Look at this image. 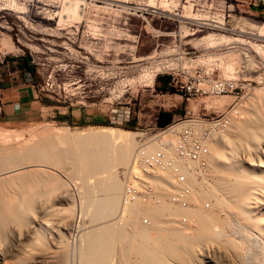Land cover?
Segmentation results:
<instances>
[{"label":"rangeland","instance_id":"obj_1","mask_svg":"<svg viewBox=\"0 0 264 264\" xmlns=\"http://www.w3.org/2000/svg\"><path fill=\"white\" fill-rule=\"evenodd\" d=\"M161 1L77 0L76 3L78 5L82 3L81 5H84L86 8V14L83 19L76 18L78 20H75L73 18L72 20L65 17L66 19L63 18L64 21H60L58 15L56 17L53 16V20H49L48 18L53 13L60 12L66 14V11H64L66 10L65 0H0V51H7L10 53V57L30 59L32 65L38 71L37 80L41 86L44 98L62 101L73 107H85L94 113L108 116V124L94 125L92 123L91 125L79 127L50 121L21 128H7L0 125V174L28 167V172L24 171V173L17 175V177L11 178L12 182L10 179H5L6 181L0 179L1 209L3 207V210L9 211L12 207L11 211H9L10 213L7 212L12 216V211H15V207H19V209L21 207L26 211L25 205L33 202L32 208L34 207V210L31 211L32 213L30 212V216L39 217L42 223L49 226V230H40L37 227L40 233L38 236H32L33 240L36 238L34 241L31 238L24 240L25 238L22 237V234H24L29 226L27 227V224L24 226V224L14 217L3 213L6 217H11L10 220H7L6 224L0 221V236L2 237H0L2 241H0V244L3 249L5 248L4 250H7L9 246L14 247L16 243V247L21 246L24 250H27L25 253L27 254L26 257H28V252L32 251V248H35L36 244L37 248L39 247L41 251L43 250L42 252L45 251V260L43 257V260L34 264H82V258H84L86 246L90 238L101 235L107 228H111L113 231L119 228L120 230L122 229L123 233L125 232L123 234L125 236L114 245L112 244L113 246L111 245L113 251L116 250V253L118 251H126V253L131 254H129L130 257L133 258L134 256L132 261H136L138 256L135 255L133 250H136L137 244L133 242L132 236L136 232H139L140 229H148V231H162L164 229L162 234L166 233L170 227L169 221L166 220L170 219V215L174 221L180 224H175L176 228L181 230L186 227L185 229L189 230L188 232H192L194 227H197L196 213L199 210L200 212H207V210L216 211L215 215H218L217 218H219L216 222H220V225L218 224L217 226L214 223L213 230L216 231L215 233L221 232L222 222L227 221L225 222L226 224L235 223L240 217L237 210L233 208L234 197L232 192L229 193L223 189V186L228 184L227 181L229 182L227 161H216L215 150L213 152L212 148V140L210 143L211 156L208 159L206 174L197 175L195 172L196 165L191 163L187 165L188 171L193 174L195 173L197 184H200V187L199 184L197 187L200 188L201 195L197 200L198 203L193 207L195 211L190 205L194 201L192 199L193 195L188 200L190 204L186 207L177 205L172 201L173 198L171 197L180 191V186L176 185L175 191H171L172 193L170 194H167L165 190H161L162 188L160 187L157 200L160 203L162 200L161 204L163 206L157 200L155 204L152 201H147L150 205L148 209L150 212H154L150 214L148 213L149 210H147L139 214L135 219L136 222L131 223V225L136 226L134 227L135 231L133 230V226L129 227V224L126 222L130 207H127L123 212L121 204L124 190L123 171L129 166L133 156L141 148L145 150L150 144V147L153 144L157 148L162 146V149L169 150L164 145L158 143L172 129H156L150 121L153 118V113H156L158 109L161 107L167 108L169 105L176 103V96L173 95L171 98V94L180 93L156 89L154 87L156 74L159 73L161 77H170L172 79V73L184 70L192 75L201 76V80L195 79L194 81L197 83L202 81L207 88L220 82H227L234 87L231 93L219 95L204 94L197 99H192V110L190 113H185L183 117H178L172 124L173 127L180 124L179 120L219 119L223 115H228L230 123L228 129L225 131L228 134V130L233 132L237 128L239 121L254 118L256 122H263L262 119H264V112L262 113L264 111V59L249 47L258 46L262 50L264 49V37H261L258 33V28L264 25V12L243 7H232V3H230L229 8L227 5L221 4L220 1L191 0L183 13L185 18L179 24L180 28L179 25L166 21L167 23L164 26L166 32L172 33H170V39H165V46H170V48H164L161 27L155 25V29L159 30L156 31L146 24L148 23L147 21H150L151 16L145 15L144 17L135 11H130V8L134 7L138 2H151L157 5L159 3L161 5ZM196 19H205L206 22L202 20L196 21ZM212 21L219 22L218 24L222 23L220 26L223 29H215L216 27L212 26L211 28L207 25V22L208 24L214 23ZM194 22L195 24H192ZM196 24L197 27L195 26ZM160 25L162 26V24ZM192 26L196 28L194 34L189 29ZM222 37H226V39L222 41ZM211 39L214 40L215 47L213 48H211V44H213L211 43ZM220 42H223L222 44L224 45L216 46V43ZM164 49L166 54L163 52ZM165 55L167 57H164ZM1 66L2 63H0ZM18 67L21 70V66ZM150 76L153 78H150ZM126 116H129L128 121H126ZM137 122H139L138 125H136ZM236 123L237 125H235ZM233 125L235 126L233 127ZM103 127L132 132L134 139H132L130 144L124 145L123 143L117 144L116 141L108 139H103L102 141L95 138V135H93L94 130L96 131ZM44 130L50 133H43ZM177 130L176 134L178 135L176 136L178 137L179 133ZM230 131L229 136L233 135ZM3 134H6V136ZM233 138L236 139V137ZM81 140L92 142H89L88 146L92 149H90L91 153L96 154L98 149L105 150L108 160L107 163L104 162L106 163L104 167L103 163L99 162L101 164L100 168H97L98 170L93 171V169H89V166L86 165L89 162L85 160L84 147L82 145V148V143L79 142ZM43 142L45 145L53 144L52 146L55 147L56 152L59 154L63 153L62 155H65V153H68L70 159L66 161L45 159L41 149L44 148L41 147L44 144ZM39 143L42 144L40 145ZM237 147L239 151L236 149L234 156L236 155L238 161H243L242 163L246 166L245 161L253 158L252 152L248 153L247 149L244 150L245 146L240 147L237 145ZM153 152L155 150L150 153ZM262 159L264 160L263 155ZM222 169H224L223 172ZM19 180L21 181L19 182ZM115 182H119L122 187L120 188V199L115 211L109 214V211H104L105 208L103 209L102 207L101 209L100 205L103 206L104 202L113 196V185H115L113 183ZM153 182L155 183V181H152V184ZM20 183H23V185ZM220 184H222L221 187H219ZM190 187L192 194L195 195L194 186L191 185ZM26 189L29 190L27 191ZM211 191L212 193H210ZM61 193H64V196L65 194L68 195V198L60 200L59 195L63 196ZM16 195L18 197L20 195V199ZM28 195L31 196L29 197ZM99 201L102 203H99ZM19 202L22 204L20 205ZM151 203H153L152 207ZM229 203L230 205H228ZM161 208H164V211L162 213L160 211V215L158 216L155 211ZM97 210L102 211L103 215L99 219H94L96 218L95 214L98 213ZM66 213L74 219V223L70 224V226L61 223L59 220ZM155 215L156 217H154ZM12 218L15 220H12ZM163 218H166V220ZM143 219H148L150 226L149 224L145 225ZM157 223L161 225H156ZM140 224L144 226H140ZM16 225L19 226L16 227ZM189 226L191 229L193 228L192 231H190ZM18 232L23 239L21 238L20 240ZM236 232L237 230H235ZM220 239L215 240V242L200 243L194 241V253L196 251V254L200 253L198 251H201L200 248L203 243L208 246V251L213 250L211 248L213 246L217 247L218 244L220 245L218 247L222 251L224 248V251L229 250L230 241L226 240V238ZM20 241H24L22 243L26 247ZM17 242L19 243L18 245ZM203 248L206 249V247ZM213 253H209L210 257H208L209 254L201 253L197 261L187 262L183 261L184 258H179V261L177 258L178 262L176 258H168L166 263L214 264V262H217L227 264L222 256ZM26 257L24 256L21 260L12 258L9 260V263L23 264L24 261V264H29V257L27 259ZM173 260L176 261L174 262ZM116 263L123 264L124 261L121 259L120 263L119 261Z\"/></svg>","mask_w":264,"mask_h":264},{"label":"bare ground","instance_id":"obj_2","mask_svg":"<svg viewBox=\"0 0 264 264\" xmlns=\"http://www.w3.org/2000/svg\"><path fill=\"white\" fill-rule=\"evenodd\" d=\"M77 0H65V6H66V14L64 13H56V14H51V17H49L48 19L49 20H53L54 17L53 16H57L60 18V21H64L63 18H67V19H72L75 18V20H78L76 18H80V19H83L84 15L86 14V8L84 7V5H78L76 3ZM106 1V0H104ZM155 1V0H154ZM158 3V2H157ZM144 6L147 7V10L153 14V12L155 13H160L161 11H164L165 10V7H166V2L165 0H162L161 1V5H158L157 4H152L151 2H148V3H145L143 4ZM9 6V5H8ZM70 6V8H69ZM56 12V11H55ZM52 13V12H51ZM57 17V18H58ZM65 18V19H66ZM197 20H202V19H196ZM202 21H205L206 20H202ZM214 23L212 24H208L207 22V25L211 26H214L216 27L215 29L217 28H221L220 25L216 24V23H219V22H216V21H212ZM192 24H195L192 23ZM222 24V23H221ZM204 25H206V23H204ZM197 27V24L195 25ZM189 29L192 31V33L194 34L196 32V28L194 26L192 27H189ZM227 29V27H226ZM258 33L260 34L261 37H264V25L261 26L260 28H258ZM222 41L223 39H226V37H222L221 38ZM212 40V39H211ZM228 40V39H227ZM218 41V40H217ZM225 42V41H224ZM210 43V42H209ZM213 43V44H211ZM211 48L215 47L214 46V40H212L211 42ZM223 42H220V43H216V46H222L224 44H222ZM209 44V45H210ZM251 47V49H253L255 51V53L257 52V54L262 57L264 59V49L262 50V48L258 47V46H249ZM264 48V47H263ZM249 62V61H248ZM167 68V66H166ZM150 78H153L150 76ZM258 96V95H257ZM260 96V95H259ZM256 98V97H255ZM259 98V97H258ZM264 99V98H263ZM256 101V100H255ZM263 102V101H262ZM260 103V102H259ZM264 105V103H263ZM262 105V106H263ZM256 107V106H255ZM261 107V106H260ZM260 107H259V110H260ZM258 108V107H257ZM263 108V107H261ZM253 110V109H252ZM264 110V109H263ZM252 112V111H251ZM250 112V113H251ZM259 112V111H258ZM261 112V111H260ZM264 111H262L263 113ZM245 115V114H244ZM253 115V114H252ZM260 115V114H259ZM262 115V114H261ZM254 116V115H253ZM252 116V117H253ZM258 116V115H257ZM264 117V116H263ZM257 119V118H255ZM263 122L259 121V122H256L254 120V118H251V120H242L241 122L239 121L238 125L237 123L235 125H237V128H233L235 129L233 132H231L230 130H228V134L225 133L224 135H221V136H218L216 137L213 142H212V148H213V152L215 150V154H216V161H227V164H228V167H227V170H228V177H229V182L227 181L228 184H226L225 186H223V189L228 191L229 193L232 192V195L234 197V206L233 208H235L239 214V218L237 219V221H235V223H229V224H226L225 222H222L221 223V227H222V230L221 232L219 233H215L216 231L213 230V225L214 223L218 224L220 222H216L219 218L218 215H215V212L214 211H209L207 210V212L205 211H201L200 212V208L198 209L199 212L196 213L197 215V227H194V230L192 231L191 227H190V231L192 232H188L185 228L179 230L178 228H176V225H180L178 222L174 221L173 217L171 218V215L170 219H167L166 218L164 220L166 221H169L168 224H170L168 230L166 233H163L162 234V231L164 229H162V231L160 230H155V231H148L147 230H144V229H138L139 232H136L132 237H133V242L135 244H137L136 246V250H133V252L135 253L136 256H138V259L136 261H132L133 258L129 256L128 253L123 252V251H118L116 253V250L113 251L111 245L115 244L117 241H120V239H123L125 235V232L123 233L119 228L118 230L115 229L113 231V229H106L104 230V232L99 235V236H95L94 238H90L88 240V244L86 246V250H85V254H84V258H82V264H117L116 262L119 261L120 263V260L122 259L124 261L123 264H167L166 260L168 258H184L183 261H187V262H191V261H197L198 258H199V254L201 253H205V254H209L211 252H214L216 253L218 256H222L224 258V260L227 262V264H264V160L262 159V155L264 156V119H262ZM236 122V121H235ZM233 125V127L235 126ZM181 126V124H177L175 126L174 129H172L170 132L167 133V135L163 136V139H160L159 143H158V140H157V143L158 144H162L164 145L165 147H167V150H164L162 149L160 146L159 148H157V146H154L152 144V147L151 144L148 148H145L144 149H140L138 150V152L140 153H144V154H148L152 151H156V149L158 150H163L165 151L167 154H172L173 152V148H172V144L177 140V136L178 134H176V130L177 128ZM232 127V126H231ZM228 129V127H227ZM232 129V128H231ZM34 131V130H33ZM40 131V130H39ZM229 131L231 133H233V135L231 134L229 136ZM44 132H48V131H43ZM50 133V132H48ZM238 134V136H236ZM6 136V134H3ZM49 135V134H47ZM93 135H95L94 137L97 138V139H100L103 141V139L105 140H112V141H116V143L120 144V143H123L124 145H128L131 143L132 139H134L133 137V133L132 132H129V131H123V130H117V129H114V128H107V127H103V128H99L98 130H94L93 132ZM8 136V135H7ZM42 136V135H41ZM50 136V135H49ZM233 137H236L233 138ZM238 137V138H237ZM51 138V137H50ZM91 141V139H90ZM90 141H85V140H81L79 142H81V147L83 145L84 147V155H85V160L86 162H89V164H86L89 166V169H93L96 170L97 168L99 169L100 168V164L99 162H102L103 163V167H104V164L107 163V157H106V154H105V150H99L96 151L97 153L94 154V153H91L90 151V147L89 146V142ZM101 142V141H100ZM44 143V142H43ZM52 143V141H51ZM92 143V142H90ZM155 143V144H157ZM40 144V143H39ZM42 144V143H41ZM40 144V145H41ZM47 144V143H46ZM42 144L41 147H44V148H41L42 151H43V154H44V158L45 159H50L52 161L53 160H57V161H66L67 159L69 160L70 159V155L68 153H65V155H62V154H59L56 152L55 150V147L52 146L53 144H49V145H45ZM51 145V146H50ZM99 145V144H98ZM237 145H239L240 147L242 146H245L246 148L244 150L247 149V152L248 153H251L253 155V158H250L248 160L245 161L246 163V166H244V164L240 161H238L236 155L234 156V151L237 149L238 150V147ZM146 146V147H147ZM82 147V148H83ZM116 147V146H115ZM126 147V146H125ZM164 147V148H165ZM239 147V149H240ZM40 149V150H41ZM125 149V148H124ZM127 149V148H126ZM92 150V149H91ZM97 150V149H96ZM58 151V150H57ZM239 151V150H238ZM237 151V152H238ZM62 152V151H61ZM124 152V151H123ZM137 152V153H138ZM213 153V154H214ZM30 154V153H29ZM40 155V153H38ZM124 154V153H123ZM212 154V156H213ZM214 154V155H215ZM245 154V153H244ZM27 156V155H26ZM31 156V155H30ZM29 156V157H30ZM33 156V155H32ZM42 156V154H41ZM211 156V155H210ZM247 156V155H245ZM249 156V154H248ZM242 157V156H241ZM251 157V155H250ZM40 158V157H39ZM121 158V157H120ZM240 158V157H239ZM247 158V157H246ZM209 159V158H208ZM211 159V158H210ZM243 159V158H242ZM88 160V161H87ZM95 160H97V162H95ZM28 161V160H27ZM106 162V163H104ZM216 162V163H217ZM85 164V163H84ZM181 164V163H180ZM125 165V164H124ZM185 165V166H184ZM189 163H182L180 165L181 167V174H180V179L182 181H185L187 182L188 184H190L189 186H194V189L196 191L195 195L194 194H191V197L193 195V200L190 203L192 208L194 207V205H196V203H198V199L200 198V188L197 187V180H196V177H195V173L193 174L192 172H189L188 171V166ZM212 165V164H211ZM216 166V165H214ZM1 167V166H0ZM220 167V166H219ZM218 167V168H219ZM31 168V167H30ZM215 168V167H214ZM28 167H22V168H18L16 170H12V171H8V172H4V173H1L0 174V179L1 180H8L11 178H14L15 176L17 177V175L21 174V173H24V171H27ZM97 169V170H98ZM213 169V168H212ZM224 169H222V172H223ZM226 170V168H225ZM31 171V170H30ZM36 171V170H35ZM34 171V172H35ZM111 171V170H110ZM194 171V170H193ZM215 171V169H214ZM218 171V169H217ZM28 172V171H27ZM222 172H220L222 174ZM41 173V172H40ZM211 173V172H210ZM216 173V172H215ZM214 173V174H215ZM219 173V171H218ZM209 174V173H208ZM213 174V175H214ZM198 175V174H197ZM216 175V174H215ZM46 176V175H45ZM209 176V175H207ZM101 177V176H100ZM204 177V176H203ZM227 178V176H225ZM36 178V177H35ZM42 178V177H41ZM221 178V177H219ZM225 178V179H226ZM231 178V179H230ZM20 179V178H18ZM203 179V178H202ZM201 179V180H202ZM217 179V177H216ZM224 179V178H223ZM228 179V178H227ZM5 180V181H6ZM33 180V179H32ZM39 180V179H38ZM47 180V179H46ZM97 180V179H96ZM200 180V181H201ZM211 180V179H210ZM215 180V179H214ZM21 180H19L20 182ZM152 181H155V183L153 182L152 184ZM190 181V183H189ZM199 181V180H198ZM203 181V180H202ZM213 181V180H211ZM10 182V181H9ZM12 182V180H11ZM18 182V183H19ZM39 182V181H37ZM36 182V183H37ZM42 182V181H41ZM209 182V181H207ZM222 182V181H221ZM1 183V182H0ZM5 183V182H4ZM45 183V182H44ZM203 183V182H202ZM3 184V183H2ZM1 184V185H2ZM21 184V183H20ZM18 184V185H20ZM39 184V183H38ZM115 185H113L112 187L114 188V193H113V196L108 198L106 200V202H104L103 206L100 205L101 209L103 207L104 211L105 210H108L109 211V214H112L117 205H118V202H119V199H120V188H122L119 184V182H115L113 183ZM159 188L161 187L162 189L161 190H165L167 192V194L169 193H172L171 191H175V187L176 184L174 185L173 184V179L171 177V175H167L166 177L162 178V179H158L156 180V177H148L147 178V185H155ZM205 185V183H203ZM207 184V183H206ZM209 184V183H208ZM211 184V183H210ZM11 185V184H10ZM17 185V187H18ZM23 185V183L21 184ZM27 185V184H25ZM37 185V184H36ZM43 185V184H41ZM47 185V184H45ZM49 185V183H48ZM65 185V184H64ZM217 185V183H216ZM222 184H220L219 187H221ZM207 186V185H206ZM12 187V186H11ZM24 187V186H23ZM42 187V186H41ZM50 187V186H49ZM52 187V186H51ZM55 187V186H54ZM53 187V188H54ZM62 187V186H61ZM199 187H200V184H199ZM202 187V186H201ZM205 187V186H204ZM203 187V188H204ZM2 188V187H1ZM5 188V187H4ZM9 188V187H8ZM21 188V187H20ZM26 188V187H25ZM39 188V187H38ZM52 188V189H53ZM60 188V187H59ZM11 189V188H10ZM15 189V188H14ZM24 189V188H22ZM21 189V191H22ZM30 189V188H29ZM29 189H26L27 191ZM48 189V188H47ZM46 189V190H47ZM51 189V190H52ZM172 189V190H171ZM210 189V188H209ZM6 190V189H5ZM20 190V189H19ZM33 191V189H31ZM50 190V191H51ZM55 190V188H54ZM58 190V189H57ZM60 190V189H59ZM113 190V189H112ZM111 190V192H112ZM200 190V191H199ZM45 191V190H44ZM49 191V193H50ZM69 191V190H68ZM122 191V190H121ZM204 191V190H203ZM215 191V190H214ZM12 192V191H11ZM56 192V190H55ZM52 193V192H51ZM54 193V192H53ZM67 193V192H66ZM212 193V191L210 192ZM21 194V192H20ZM23 194V193H22ZM26 194V193H25ZM30 194V192H29ZM35 194V192H34ZM63 194V196L61 197V195H59V198L60 200H65L66 198H68V195L65 194L64 196V193H61ZM112 194V193H111ZM164 194V192H163ZM228 194V193H227ZM3 195V194H2ZM27 195V194H26ZM165 195V194H164ZM172 195V194H171ZM230 195V194H229ZM11 196V195H10ZM17 196V195H16ZM29 196V195H28ZM31 196V195H30ZM29 196V197H30ZM34 196V195H33ZM54 196V195H53ZM110 196V194H109ZM175 196V195H174ZM174 196H172L171 198H173ZM1 197V196H0ZM20 197V195H19ZM17 196V198H19ZM56 197V196H55ZM108 197V196H106ZM4 198V197H3ZM22 198V197H21ZM34 198V197H33ZM35 201V199H33ZM51 198V197H50ZM170 198V199H171ZM2 200V198H0ZM20 199V198H19ZM37 199V198H36ZM48 199V198H47ZM106 199V198H105ZM219 199V198H218ZM8 200V199H7ZM18 200V199H17ZM22 200V199H21ZM24 200V199H23ZM28 200V198H27ZM169 200V199H168ZM190 200V199H189ZM232 200V199H231ZM14 201V200H13ZM58 201V200H57ZM149 201V200H147ZM146 200L144 199H140L138 200L137 202H135L134 204H132L130 206V208L128 209V218H127V223L129 224V227L130 226H133L131 225V223H133L135 221V219L137 218V216L139 214H141L142 212L144 211H147L149 210L148 207L150 206L148 204ZM158 201V200H157ZM167 201V200H166ZM8 202V201H7ZM15 202V201H14ZM24 202V201H23ZM27 202V201H26ZM69 202V201H68ZM101 201H99L100 203ZM165 202V201H164ZM163 202V203H164ZM169 203V201H167ZM190 202V201H188ZM203 202V201H202ZM231 202V201H230ZM5 203V202H4ZM10 203V202H8ZM33 202H29V204H26V211H24L21 207L19 209V207H15V211H12L13 215L11 216V214H9L12 209H9V211L7 210H3V207L1 209V204H0V221L3 222V224L6 222H8L7 220H10L11 217H14L15 219H17L18 221H20L22 224H27V230L24 232V234H22V237H24L25 239L24 240H28V238L31 240L32 239V236L36 235L38 236L40 231L38 232V229L40 228L41 229H45V230H49V226L48 224H45V223H42V221H40L39 217H36L34 215H31L30 216V212L32 210H34L32 208V204ZM52 203V202H51ZM102 203V202H101ZM155 204V202H153ZM151 203V207L153 206ZM157 203V202H156ZM158 203H160L158 201ZM161 203H162V200H161ZM161 206H163V204H161ZM200 203V202H199ZM20 204V202H19ZM22 204V203H21ZM20 204V205H21ZM170 204V203H169ZM172 204V203H171ZM9 205V204H8ZM178 205V204H177ZM200 205V204H199ZM230 205V203L228 204ZM167 206V205H166ZM171 206V205H170ZM170 206H168L169 208H171ZM175 206V205H174ZM173 206V207H174ZM188 206V205H187ZM189 206V207H191ZM221 206V205H220ZM6 207V206H5ZM8 207V206H7ZM150 207V208H151ZM159 207V206H158ZM186 207V206H185ZM208 207V206H207ZM211 207V205H210ZM17 208V209H16ZM57 208V206H56ZM64 208V207H63ZM66 208V207H65ZM154 208V207H153ZM182 208V207H180ZM179 208V209H180ZM196 208V206H195ZM205 208V207H204ZM209 208V207H208ZM5 209V208H4ZM14 209V207H13ZM101 209H98V210H101ZM152 209V208H151ZM176 209V208H175ZM194 209V208H193ZM196 209V211H197ZM206 209V208H205ZM211 209V208H209ZM3 210V211H2ZM47 210V209H46ZM49 210V209H48ZM97 210V211H98ZM122 210V209H121ZM120 210V211H121ZM153 210V209H152ZM158 210V209H156ZM182 210V209H180ZM189 210V208H188ZM202 210V209H201ZM227 210V209H226ZM5 211V212H4ZM58 211V209H57ZM103 211V213H104ZM160 211L161 213L164 211V208H161L159 209L158 211H155L156 214L159 216L160 214ZM195 211V209H194ZM9 212V213H7ZM35 212V211H34ZM59 212V211H58ZM68 212V210H67ZM76 212V211H75ZM122 212V211H121ZM151 212H154V211H151ZM150 210L148 211V213H150ZM3 213H7L9 214L8 216H11V217H6ZM32 213V212H31ZM63 213V212H62ZM65 213V212H64ZM96 213V212H95ZM173 213V212H172ZM175 213V211H174ZM193 214V212H191ZM190 213V214H191ZM74 214V213H73ZM182 214V213H180ZM189 214V215H190ZM237 214V215H238ZM52 215V214H51ZM96 218L94 219H99V217H101L103 214H102V211H98V213L95 214ZM105 215V214H104ZM121 215V214H120ZM174 215V214H173ZM172 215V216H173ZM179 215V214H178ZM40 216V215H39ZM57 216V215H56ZM60 216V214H59ZM57 216V217H59ZM167 216V215H166ZM141 217V215H140ZM156 217V215L154 216ZM164 217V216H163ZM168 217V216H167ZM181 217V216H180ZM238 217V216H237ZM9 218V219H8ZM12 218V220L14 219ZM56 218V217H54ZM119 218V217H117ZM14 219V220H15ZM59 219V218H57ZM123 219V218H122ZM160 219V218H159ZM45 220V219H44ZM61 221V223L63 224H67V226H70V224H73L74 223V219L72 217H69V214H64L62 216L61 219H59ZM138 220V219H137ZM142 220V219H141ZM57 221V220H56ZM97 221V220H96ZM99 221V220H98ZM115 221V220H114ZM178 221V219H177ZM185 221V220H184ZM46 222V221H44ZM55 222V221H54ZM80 222V221H79ZM136 222V221H135ZM150 222V221H149ZM186 222V221H185ZM19 223V222H18ZM109 223V222H108ZM122 223H125V222H122ZM125 223V224H127ZM154 223V222H153ZM183 223V222H182ZM43 224V225H42ZM51 224V223H50ZM98 224V223H97ZM152 224V222H151ZM160 223H157L156 225H159ZM187 224V223H186ZM185 224V225H186ZM196 224V223H195ZM53 225V224H52ZM139 225V224H138ZM144 226L143 224H140V226ZM161 225V224H160ZM188 225V224H187ZM186 225V226H187ZM220 225V224H219ZM19 226V225H18ZM16 225V227H18ZM64 226V225H63ZM74 226V225H73ZM120 226V225H119ZM122 226V225H121ZM150 226V224H149ZM164 226V225H163ZM184 226V225H183ZM216 226V227H217ZM15 227V228H16ZM38 227V229H37ZM72 227V226H71ZM97 227V226H96ZM127 227V226H125ZM134 227L136 226H133V230H134ZM139 227V226H138ZM154 227V225H153ZM165 227V226H164ZM179 227V226H178ZM2 228V227H1ZM7 228V227H6ZM23 228V227H22ZM51 228V227H50ZM64 228V227H63ZM79 228V227H78ZM146 228V227H145ZM148 228V227H147ZM162 228V227H161ZM160 228V229H161ZM167 228V227H166ZM165 228V229H166ZM5 229V228H4ZM20 229V228H19ZM18 229V230H19ZM52 229V228H51ZM57 229V228H56ZM153 229V228H152ZM157 229V228H156ZM185 229V230H184ZM215 229V228H214ZM1 230V229H0ZM125 230V229H124ZM123 230V231H124ZM131 230V229H130ZM183 230V231H182ZM235 230H237V232L235 233ZM20 231V230H19ZM127 231V230H126ZM135 231V230H134ZM5 232V231H4ZM11 233V232H9ZM130 233V232H129ZM16 234V233H15ZM93 234V233H92ZM13 235V234H12ZM3 236V235H2ZM33 236V237H34ZM1 237V236H0ZM4 237V236H3ZM18 237H20L19 235V232H18ZM60 237V236H59ZM2 238V237H1ZM5 238V237H4ZM16 238V236H15ZM18 238V239H19ZM220 238H226V240L228 239L230 241V249L229 250H225V248L223 249V251L221 250V248L215 246H213V250L211 251H208L207 249V245H205V243L201 244L202 247L200 248L201 251H198L200 253L196 254V252L194 253V241L195 242H208V241H214L215 240H219ZM23 239V238H22ZM36 238H34L35 240ZM129 239V238H128ZM131 239V238H130ZM3 240V239H2ZM17 241V239H15ZM14 240V241H15ZM33 240V241H34ZM38 240V239H37ZM221 240V239H220ZM224 240V239H223ZM1 241V240H0ZM66 241V240H65ZM86 241V240H85ZM228 241V242H229ZM2 242V241H1ZM19 242V241H18ZM17 242V245L19 244ZM21 242V241H20ZM24 243V241H22ZM21 242V243H22ZM29 242V241H28ZM31 242V241H30ZM227 242V241H226ZM22 243V244H23ZM11 244V243H10ZM14 244V243H13ZM16 244V243H15ZM14 244V247H10L7 249V250H4L2 247H1V244H0V264H10L9 263V260L10 259H23V257L27 256V254L25 253L27 250H24L21 246L19 247H16ZM26 244V243H25ZM56 244V243H55ZM196 244V243H195ZM226 244V243H225ZM24 245V244H23ZM22 245V246H23ZM27 245V244H26ZM59 245V244H58ZM112 245V246H113ZM118 245V244H117ZM32 246V244H31ZM34 246V245H33ZM37 245L35 244V248H32V251L30 250V252H28V257H26V259L28 258L29 260V264H34L35 262L37 263L38 261L40 260H43L42 258L44 257V260H45V251L42 252L40 250V248L36 247ZM84 246V245H83ZM200 246V245H199ZM220 246V245H219ZM24 247H26L24 245ZM29 247V246H28ZM85 247V246H84ZM126 247V246H125ZM132 247V246H131ZM203 247H206L203 248ZM224 247V246H223ZM229 247V246H228ZM30 248V247H29ZM52 248V247H51ZM62 248V247H61ZM134 248V247H133ZM28 249V248H27ZM48 249V248H47ZM46 249V250H47ZM60 249V248H59ZM127 249V248H125ZM124 249V250H125ZM210 249V248H209ZM207 250V251H206ZM52 251V250H51ZM53 252V251H52ZM60 252V251H59ZM63 252V251H62ZM213 253V254H214ZM133 254V253H132ZM261 254V256H259ZM23 255V257H22ZM131 255V254H130ZM203 255V254H202ZM50 256H52L50 254ZM211 255L209 254L208 257H210ZM22 257V258H21ZM53 257V256H52ZM65 258V257H64ZM171 259V261H172ZM177 259V261H178ZM117 260V261H115ZM135 260V259H134ZM200 260V259H199ZM223 260V261H224ZM174 261V260H173ZM176 261V260H175ZM174 261V262H175ZM180 261V259H179ZM178 261V262H179ZM20 262V261H19ZM115 262V263H114ZM214 262V261H213ZM225 262V263H226ZM69 263V261H68ZM224 263V262H222ZM19 264V263H18ZM23 264H24V261H23ZM43 264V263H42ZM214 264H220V263H217V262H214Z\"/></svg>","mask_w":264,"mask_h":264},{"label":"built area","instance_id":"obj_3","mask_svg":"<svg viewBox=\"0 0 264 264\" xmlns=\"http://www.w3.org/2000/svg\"><path fill=\"white\" fill-rule=\"evenodd\" d=\"M212 1H220L221 4L224 6L227 5L229 8L230 3H232V7H243L264 12V0ZM165 2V10L160 13L153 12L152 14L144 5L141 8L134 6L130 8V11H135L140 16L144 17L145 15L151 17L159 15L161 19L173 22L177 25L181 24L182 19L185 18L183 15L185 8L188 7L191 0H165ZM217 29L222 30L223 27L221 26V28ZM9 54L10 53L7 51H0V63L4 64L6 60L9 59ZM195 79L201 80V76H196V74L192 75L184 70L174 72L172 73V79L167 86V92L175 91L185 95L188 100H192L197 99L199 96L204 94L219 95L231 93L234 89V87L229 85L227 82L215 83L211 87L207 88L202 81L197 83L194 81ZM1 115L2 103L0 98V116ZM128 120L129 116H126V121ZM179 121L181 124L177 130L179 136L172 144V154H167L163 150H158L148 154L138 152L133 156L129 166L123 171L124 190L121 203L123 212L127 207H130L140 199L156 202L159 196L160 187L158 188L156 184L147 185V178L156 177V180H158L169 174L171 175L173 182L181 188L180 191L173 197L172 201L183 207L188 205V200L191 198L192 190L187 182L180 179V163L195 164V172L199 175H205L208 168V158L211 154L210 143L216 137L224 135L223 133L227 130L230 120L228 115H223L219 119ZM174 127L171 124L166 127V130L173 129ZM143 223L148 225L149 220L143 219Z\"/></svg>","mask_w":264,"mask_h":264},{"label":"crops","instance_id":"obj_4","mask_svg":"<svg viewBox=\"0 0 264 264\" xmlns=\"http://www.w3.org/2000/svg\"><path fill=\"white\" fill-rule=\"evenodd\" d=\"M111 1V0H106ZM145 3H136L135 6L141 8ZM167 20L161 19L159 15L150 17L147 21L154 30L155 25L161 27L164 38L170 39V32L164 28ZM162 24V26L160 25ZM180 28V26H179ZM167 40V39H166ZM170 42V40H168ZM165 53V49L163 50ZM166 54V53H165ZM164 57H167L165 55ZM166 61V60H165ZM21 66V70L19 67ZM37 69L32 65L29 58L9 57L0 67V98L2 103V115L0 125L7 128H21L42 122L63 123L66 125L79 127L108 124L107 115L92 112L85 107H73L62 101H54L44 98L41 86L37 80ZM154 87L160 91L167 92L170 77L155 76ZM176 96V103L169 107H161L153 113L151 124L156 129H163L173 124L178 117H183L185 113H190L191 100L183 94H171ZM172 100V99H171ZM122 117V116H121ZM185 117V116H184ZM139 122L136 123L138 125Z\"/></svg>","mask_w":264,"mask_h":264}]
</instances>
